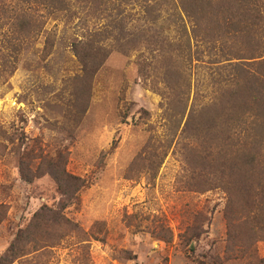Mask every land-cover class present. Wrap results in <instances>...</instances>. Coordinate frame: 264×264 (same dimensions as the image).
<instances>
[{
	"label": "rangeland",
	"instance_id": "1",
	"mask_svg": "<svg viewBox=\"0 0 264 264\" xmlns=\"http://www.w3.org/2000/svg\"><path fill=\"white\" fill-rule=\"evenodd\" d=\"M76 22L58 14L19 55L0 51V264H264V235L241 201L195 187L200 133L245 130V163L264 153V120L232 94L240 61L194 62L183 103L152 90L163 77L146 78L136 55L114 53L75 81ZM8 33L0 22V46Z\"/></svg>",
	"mask_w": 264,
	"mask_h": 264
},
{
	"label": "trees",
	"instance_id": "2",
	"mask_svg": "<svg viewBox=\"0 0 264 264\" xmlns=\"http://www.w3.org/2000/svg\"><path fill=\"white\" fill-rule=\"evenodd\" d=\"M58 14H72L73 20L77 19L76 38L70 44L74 64L81 73L75 81L82 80L83 75L93 80L114 53L136 55L146 78L150 77V68L163 77L166 85L160 88L154 81L152 90L171 93L174 100L183 103L190 99L186 80L192 76L194 62L220 64L234 55L241 64L232 94L252 102L249 106L255 121L264 120V98L258 96L264 91V0H0V22L9 29L0 51L19 55L30 38L39 40L49 19ZM228 38L232 48L224 51L229 48ZM56 44V32H48L43 47L46 57L54 52ZM227 88L219 90L221 96L228 95ZM243 131L212 130L209 134L198 130L197 143L202 141L203 148H195L193 162L198 164L199 175L195 187L198 192H229V202L241 201L242 211L254 218L251 223L258 222L257 233L264 235V161L260 162L264 153L260 159L249 154L245 163ZM251 141L262 144L256 137ZM227 170L232 181L226 180ZM257 171L262 172L259 180ZM62 175V179L56 178L59 185L66 180V174ZM240 219L254 231L251 217ZM247 249L240 246L238 251L246 253Z\"/></svg>",
	"mask_w": 264,
	"mask_h": 264
}]
</instances>
